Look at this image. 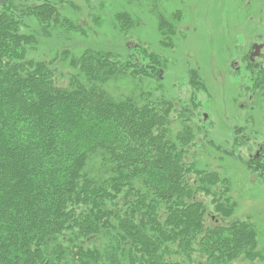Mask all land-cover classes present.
<instances>
[{
  "label": "trees",
  "instance_id": "16d2710c",
  "mask_svg": "<svg viewBox=\"0 0 264 264\" xmlns=\"http://www.w3.org/2000/svg\"><path fill=\"white\" fill-rule=\"evenodd\" d=\"M63 7L0 0V264L260 260L257 228L234 216L226 179L196 165L201 127L191 110L165 100L156 52L136 43L119 54L82 41L75 56H40L23 20L40 24L44 37L82 33ZM114 20L121 31L132 22L124 11ZM157 24L165 46L171 27L162 15ZM126 79L131 88L122 92ZM200 79L191 72L192 83ZM252 159L245 166L263 170Z\"/></svg>",
  "mask_w": 264,
  "mask_h": 264
},
{
  "label": "rangeland",
  "instance_id": "374dc122",
  "mask_svg": "<svg viewBox=\"0 0 264 264\" xmlns=\"http://www.w3.org/2000/svg\"><path fill=\"white\" fill-rule=\"evenodd\" d=\"M63 6L62 14L77 20L74 24L82 33L52 30L44 37L40 24L31 17L23 20L27 26L23 30L32 31L41 41L40 56L58 58L63 49L75 56L82 41L84 47L119 54L136 43L156 52L165 100L177 109L191 110L202 134L205 131L197 136L196 165L216 170L226 179L234 216L257 228L263 257L242 264H264V82L255 87L264 78V0H63ZM122 11L132 20L124 31L114 20V14ZM160 15L171 27L165 46L158 42ZM254 43L263 47L250 61ZM192 71L201 76L200 83L191 82ZM126 81L120 80L122 92L131 88ZM252 158L259 160L263 170L245 166ZM201 197L213 209L211 196Z\"/></svg>",
  "mask_w": 264,
  "mask_h": 264
},
{
  "label": "water",
  "instance_id": "95a60500",
  "mask_svg": "<svg viewBox=\"0 0 264 264\" xmlns=\"http://www.w3.org/2000/svg\"><path fill=\"white\" fill-rule=\"evenodd\" d=\"M263 47V44L254 43L252 44V51L249 54V59L253 60L254 57L259 55L260 49Z\"/></svg>",
  "mask_w": 264,
  "mask_h": 264
}]
</instances>
